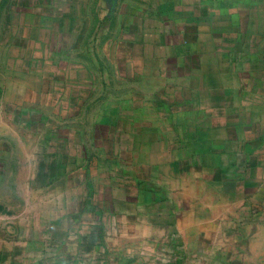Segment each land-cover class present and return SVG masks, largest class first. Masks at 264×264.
Segmentation results:
<instances>
[{"label": "rangeland", "instance_id": "1", "mask_svg": "<svg viewBox=\"0 0 264 264\" xmlns=\"http://www.w3.org/2000/svg\"><path fill=\"white\" fill-rule=\"evenodd\" d=\"M262 137L264 0H0L7 264H264L262 216L178 226Z\"/></svg>", "mask_w": 264, "mask_h": 264}, {"label": "crops", "instance_id": "2", "mask_svg": "<svg viewBox=\"0 0 264 264\" xmlns=\"http://www.w3.org/2000/svg\"><path fill=\"white\" fill-rule=\"evenodd\" d=\"M236 151L237 154H241L242 159L238 158L236 162L229 160L214 163L218 171L222 170V173L218 172L220 176L211 180L219 187L218 194L210 195L204 192L195 204L190 203L188 212L181 219V226L178 225L188 250L200 249L192 241H201L209 246L215 244L213 243L215 235L232 233L235 227L228 223L230 212H233L234 216L243 213L251 218L254 213L264 217V137L244 141ZM240 170L245 172L243 180L237 178ZM238 186L242 188L237 189ZM231 191L232 194L229 193ZM242 203L245 205L240 206ZM254 203H259L258 210L252 208ZM6 213L7 210L0 213V264L9 263V256L12 253L10 228L7 225L11 215Z\"/></svg>", "mask_w": 264, "mask_h": 264}]
</instances>
